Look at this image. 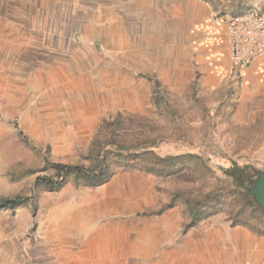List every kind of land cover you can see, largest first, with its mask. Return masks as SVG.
Here are the masks:
<instances>
[{
	"label": "rangeland",
	"instance_id": "1",
	"mask_svg": "<svg viewBox=\"0 0 264 264\" xmlns=\"http://www.w3.org/2000/svg\"><path fill=\"white\" fill-rule=\"evenodd\" d=\"M247 11L264 0H0V199L22 198L0 264H204L215 228L257 238L221 256L264 264L263 209L222 171H264V59L241 77L224 37ZM52 164L85 173L34 184Z\"/></svg>",
	"mask_w": 264,
	"mask_h": 264
},
{
	"label": "built area",
	"instance_id": "2",
	"mask_svg": "<svg viewBox=\"0 0 264 264\" xmlns=\"http://www.w3.org/2000/svg\"><path fill=\"white\" fill-rule=\"evenodd\" d=\"M224 37L229 66L242 77L252 64L264 59V14L247 11L228 16Z\"/></svg>",
	"mask_w": 264,
	"mask_h": 264
},
{
	"label": "trees",
	"instance_id": "3",
	"mask_svg": "<svg viewBox=\"0 0 264 264\" xmlns=\"http://www.w3.org/2000/svg\"><path fill=\"white\" fill-rule=\"evenodd\" d=\"M52 167L55 169L58 179L52 181L46 177L38 176L34 180V184H42L47 188H56L58 187L63 178L69 173H75L77 175H84L82 168L78 166L68 165V164H52ZM223 174L231 179L232 183L244 190V192L252 199V201L257 205L255 199L251 195L247 184L252 182L253 176H255L260 170L256 169L251 164H242L239 165L236 162H232L230 166L223 168ZM102 181H105L102 180ZM22 198H2L0 199V209L2 208H14L17 205L21 204ZM258 206V205H257ZM259 207V206H258ZM260 208V207H259ZM261 209V208H260ZM262 210V209H261ZM264 212V210H262Z\"/></svg>",
	"mask_w": 264,
	"mask_h": 264
},
{
	"label": "crops",
	"instance_id": "4",
	"mask_svg": "<svg viewBox=\"0 0 264 264\" xmlns=\"http://www.w3.org/2000/svg\"><path fill=\"white\" fill-rule=\"evenodd\" d=\"M223 236H228L229 238L232 237V242H233V245L235 246H241L242 244L243 245H254L255 242L257 241L255 235H253L249 230L245 229V228H239L233 232H227V231H221L219 229H212L210 231H207L205 236H203V243L208 246L209 244H212L214 243L215 244V247H216V251H215V257H211L209 258L208 257V254H207V257L205 256V263L204 264H232L233 263V260L231 258H225L223 255L221 256L220 253L222 252V250L220 249L221 246L219 245V239H222ZM92 238V237H90ZM89 238V240H90ZM189 238H185V241L187 240L188 241ZM136 248L140 247L142 245V237L137 235L136 236ZM260 240V239H259ZM262 242H264V238L262 240H260ZM147 244L149 242V240H146ZM231 242V243H232ZM203 244V246H204ZM230 244V242H229ZM222 245V244H221ZM231 245V244H230ZM240 250V248H238ZM208 250V248H207ZM218 250H220L218 252ZM169 254H172V257L174 258V255H175V249H171L170 252H168ZM237 254H235V257H237V262H240L242 261L243 258V255L242 253H239L238 254V251L235 252ZM241 255V257H240ZM141 261V260H139ZM209 261V262H208ZM141 264H150V263H147V262H144V261H141ZM151 264H156L155 262L151 263ZM168 264V263H167Z\"/></svg>",
	"mask_w": 264,
	"mask_h": 264
},
{
	"label": "water",
	"instance_id": "5",
	"mask_svg": "<svg viewBox=\"0 0 264 264\" xmlns=\"http://www.w3.org/2000/svg\"><path fill=\"white\" fill-rule=\"evenodd\" d=\"M247 187L257 205L264 210V171L258 172Z\"/></svg>",
	"mask_w": 264,
	"mask_h": 264
},
{
	"label": "bare ground",
	"instance_id": "6",
	"mask_svg": "<svg viewBox=\"0 0 264 264\" xmlns=\"http://www.w3.org/2000/svg\"><path fill=\"white\" fill-rule=\"evenodd\" d=\"M110 235L111 234L109 231H103V233L100 234V236H96L95 239L90 238L89 248L97 255L101 254L103 251H106L111 247L112 237Z\"/></svg>",
	"mask_w": 264,
	"mask_h": 264
}]
</instances>
